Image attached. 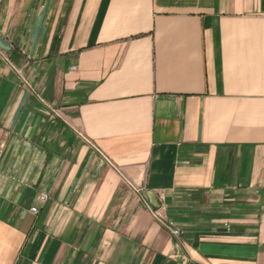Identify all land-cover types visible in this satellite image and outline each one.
<instances>
[{"label": "crops", "instance_id": "obj_1", "mask_svg": "<svg viewBox=\"0 0 264 264\" xmlns=\"http://www.w3.org/2000/svg\"><path fill=\"white\" fill-rule=\"evenodd\" d=\"M0 29V264H264V0H0Z\"/></svg>", "mask_w": 264, "mask_h": 264}, {"label": "built area", "instance_id": "obj_2", "mask_svg": "<svg viewBox=\"0 0 264 264\" xmlns=\"http://www.w3.org/2000/svg\"><path fill=\"white\" fill-rule=\"evenodd\" d=\"M1 32H2V31H1V29H0V34H1ZM39 198H40V200L45 201V200L47 199V196L44 195V194H41ZM31 212H33V213H38V209H37L36 207H34V208L31 209ZM153 213H154V217H155L158 221H160L162 224H164V226H166L167 228H169V230L171 231V233H172L174 236L178 237V236L181 235V232H180L179 230L173 228L172 224H167V223L165 222V220H163V215H162L158 210H154Z\"/></svg>", "mask_w": 264, "mask_h": 264}, {"label": "water", "instance_id": "obj_3", "mask_svg": "<svg viewBox=\"0 0 264 264\" xmlns=\"http://www.w3.org/2000/svg\"><path fill=\"white\" fill-rule=\"evenodd\" d=\"M0 48L4 51H7L9 49V46L4 42V40H2L1 37H0Z\"/></svg>", "mask_w": 264, "mask_h": 264}]
</instances>
